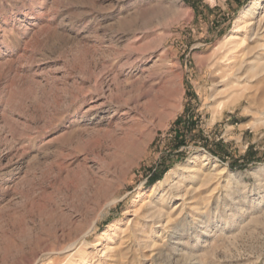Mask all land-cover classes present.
<instances>
[{
  "label": "rangeland",
  "instance_id": "rangeland-1",
  "mask_svg": "<svg viewBox=\"0 0 264 264\" xmlns=\"http://www.w3.org/2000/svg\"><path fill=\"white\" fill-rule=\"evenodd\" d=\"M263 21L0 0V264H264Z\"/></svg>",
  "mask_w": 264,
  "mask_h": 264
},
{
  "label": "bare ground",
  "instance_id": "bare-ground-1",
  "mask_svg": "<svg viewBox=\"0 0 264 264\" xmlns=\"http://www.w3.org/2000/svg\"><path fill=\"white\" fill-rule=\"evenodd\" d=\"M254 10V6H252L250 9H249V11L248 12H250L251 14L254 12L253 11ZM261 21V20H260ZM264 22V21H263ZM259 27H261V26H259ZM184 170V171H188V172H190V171H194L193 169H192V167L191 166H189V163H183L181 166H180V168H179V170ZM171 173V172H170ZM169 177V176H168ZM177 183V182H176ZM175 183V187H177V188H179L180 187V185H181V183H180V185H179V183H177L176 184ZM171 186H173V185H171ZM174 187V186H173ZM173 187H171V188H173ZM177 188H175V189H177Z\"/></svg>",
  "mask_w": 264,
  "mask_h": 264
}]
</instances>
